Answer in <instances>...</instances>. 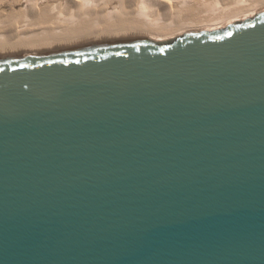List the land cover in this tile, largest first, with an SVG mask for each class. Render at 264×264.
<instances>
[{
  "label": "water",
  "instance_id": "95a60500",
  "mask_svg": "<svg viewBox=\"0 0 264 264\" xmlns=\"http://www.w3.org/2000/svg\"><path fill=\"white\" fill-rule=\"evenodd\" d=\"M0 264H264V11L0 56Z\"/></svg>",
  "mask_w": 264,
  "mask_h": 264
},
{
  "label": "bare ground",
  "instance_id": "6f19581e",
  "mask_svg": "<svg viewBox=\"0 0 264 264\" xmlns=\"http://www.w3.org/2000/svg\"><path fill=\"white\" fill-rule=\"evenodd\" d=\"M264 11V0H0V56L116 39L165 43Z\"/></svg>",
  "mask_w": 264,
  "mask_h": 264
},
{
  "label": "rangeland",
  "instance_id": "374dc122",
  "mask_svg": "<svg viewBox=\"0 0 264 264\" xmlns=\"http://www.w3.org/2000/svg\"><path fill=\"white\" fill-rule=\"evenodd\" d=\"M177 39V38H176ZM176 39H173V40H171V41H169V42H165V43H170V42H172V41H174V40H176Z\"/></svg>",
  "mask_w": 264,
  "mask_h": 264
}]
</instances>
